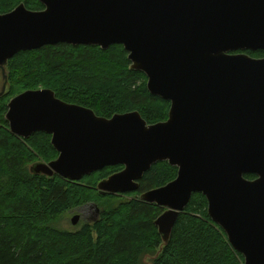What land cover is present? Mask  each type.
Masks as SVG:
<instances>
[{"label": "water", "instance_id": "obj_1", "mask_svg": "<svg viewBox=\"0 0 264 264\" xmlns=\"http://www.w3.org/2000/svg\"><path fill=\"white\" fill-rule=\"evenodd\" d=\"M38 1L44 9L21 3L0 14V97L8 63L21 51L121 44L130 69L146 74L149 91L171 107L167 120L148 123L138 110L104 117L52 89L24 91L8 104L10 131L25 139L45 132L59 153L30 172L79 181L122 165L97 189L127 194L167 161L177 178L141 195L165 208L155 221L163 242L193 194L202 193L245 264H264V57L246 53L264 50V0Z\"/></svg>", "mask_w": 264, "mask_h": 264}, {"label": "trees", "instance_id": "obj_2", "mask_svg": "<svg viewBox=\"0 0 264 264\" xmlns=\"http://www.w3.org/2000/svg\"><path fill=\"white\" fill-rule=\"evenodd\" d=\"M21 3L30 10L44 9L38 0H0V14ZM246 53L264 57V50ZM128 55L121 44L103 49L58 43L21 51L9 61V83L0 97V264H245L243 254L210 217L202 193L193 194L169 242H163L155 221L165 208L141 200V195L177 178L178 168L167 161L154 164L139 191L127 193L135 197L126 200L97 189L122 165L79 181L30 172L33 163L50 162L59 153L45 132L25 139L10 131L8 104L24 91L52 89L58 98L104 117L138 110L148 123L167 120L170 101L149 91L146 74L130 69ZM89 202L102 210L95 222L77 231L53 226L68 211Z\"/></svg>", "mask_w": 264, "mask_h": 264}, {"label": "rangeland", "instance_id": "obj_3", "mask_svg": "<svg viewBox=\"0 0 264 264\" xmlns=\"http://www.w3.org/2000/svg\"><path fill=\"white\" fill-rule=\"evenodd\" d=\"M2 84H3V79L0 73V90H1ZM121 196H123L122 199H125V200L129 199L128 197H130V199L131 198L133 199V197H135V196H131L128 194H121ZM101 211L97 207V205H94L93 202H89L82 207H76L68 211V213L64 214L58 221H55L53 223L54 224L53 226H55L56 228L60 230L77 231L81 229L85 224L95 222L99 217V212ZM75 215H80V220L77 225L72 224V218ZM148 261H149V258L147 262Z\"/></svg>", "mask_w": 264, "mask_h": 264}, {"label": "flooded vegetation", "instance_id": "obj_4", "mask_svg": "<svg viewBox=\"0 0 264 264\" xmlns=\"http://www.w3.org/2000/svg\"><path fill=\"white\" fill-rule=\"evenodd\" d=\"M247 52V51H246ZM251 56V55H250ZM253 57V56H252ZM261 58H263V57H261ZM99 215H100V212H99Z\"/></svg>", "mask_w": 264, "mask_h": 264}]
</instances>
